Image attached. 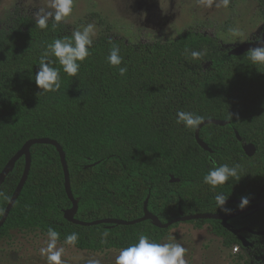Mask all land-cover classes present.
Instances as JSON below:
<instances>
[{
	"label": "trees",
	"instance_id": "16d2710c",
	"mask_svg": "<svg viewBox=\"0 0 264 264\" xmlns=\"http://www.w3.org/2000/svg\"><path fill=\"white\" fill-rule=\"evenodd\" d=\"M264 17V0H258ZM64 22L46 29L35 27V18L16 13L0 27V173L30 139L57 141L66 154L71 188L80 221L116 218L133 221L144 216L145 203L163 223L183 215L228 214L239 203L218 208L215 196L228 200L243 196L264 201V65L230 55L216 37L188 31L170 43L132 44L103 35L93 42L90 54L75 77L60 69L59 91L45 92L35 84L41 54L57 38L71 37ZM120 49L122 63L107 62L111 47ZM187 50V51H186ZM191 51L201 52L199 59ZM55 61V57H49ZM55 67H60L58 62ZM127 68L121 75L119 68ZM178 111H190L208 119L200 138L196 130L176 123ZM232 115V116H231ZM237 133L242 141L237 138ZM253 144L256 153L243 150ZM32 165L27 182L4 226L0 239L12 231L52 228L64 243L77 233L75 248L88 252L118 250L136 243L139 235L162 243L168 229L148 220L135 225L100 224L84 227L67 221L73 208L65 188L60 153L53 145L31 148ZM241 165L240 180L212 188L203 182L210 168ZM26 165L20 158L0 189V220L18 186ZM172 176L180 182H171ZM210 223L224 246L238 245L243 264H264V235L242 231L251 244L244 247L238 236ZM233 229L264 231V208L228 221Z\"/></svg>",
	"mask_w": 264,
	"mask_h": 264
},
{
	"label": "rangeland",
	"instance_id": "374dc122",
	"mask_svg": "<svg viewBox=\"0 0 264 264\" xmlns=\"http://www.w3.org/2000/svg\"><path fill=\"white\" fill-rule=\"evenodd\" d=\"M49 0H0V27L11 24L16 13L35 18L40 8L47 9ZM74 0L72 14L62 21L71 33L94 24L93 42L103 35L132 44L170 43L188 31L216 37L226 48L254 41L264 31V17L258 0ZM237 28L243 36L229 32ZM48 236L39 231H12L0 239V264H47L40 249ZM181 243L186 248V264H243L244 251L233 256L223 238L214 233L210 223L181 222L171 226L162 243ZM64 248L63 264H114L118 250L88 252L57 242Z\"/></svg>",
	"mask_w": 264,
	"mask_h": 264
},
{
	"label": "clouds",
	"instance_id": "9594fccd",
	"mask_svg": "<svg viewBox=\"0 0 264 264\" xmlns=\"http://www.w3.org/2000/svg\"><path fill=\"white\" fill-rule=\"evenodd\" d=\"M209 6L211 0H208ZM229 0H220L217 5L227 7ZM74 0H49L47 9L40 8L35 13V27L38 29H46L49 21H52L53 27L60 22L65 21L73 12ZM229 32L232 36H243L237 28H230ZM95 25L87 24L82 29L74 30L71 37L57 38L47 45V49L41 54L38 64V71L35 73V84L42 90L38 96L45 92L59 91L61 87L60 69L68 76H77L81 63L86 60L90 54V48L93 44L95 36ZM256 47L250 48L246 53L247 58L253 65H264V33L256 36ZM187 51V50H186ZM193 60L199 59L201 52L191 51ZM49 57H55V61ZM59 64V68L53 66L54 63ZM107 62L111 66H119L122 63L120 49L111 47ZM121 75L127 72V68H119ZM232 116V115H231ZM206 121V117L190 111H178L176 113V123L183 124L191 130L198 129ZM211 123V120L208 121ZM241 165L220 164L209 169L204 175L203 182L212 188L226 184L230 179L240 180ZM2 195V193H0ZM228 197L223 193L215 196V202L219 209L230 212L231 209L225 207ZM249 198L243 196L237 207L240 210L249 206ZM48 239L46 245L40 249L42 256H46L47 264H63L62 255L63 247H58L57 242L59 234L52 228L48 229ZM78 239L77 233L68 234L64 243L68 245L74 244ZM186 248L173 239L171 242L158 243L151 240L147 235L141 234L136 243L120 250L115 257L114 264H186L185 260ZM89 264H100L99 260H90Z\"/></svg>",
	"mask_w": 264,
	"mask_h": 264
},
{
	"label": "water",
	"instance_id": "95a60500",
	"mask_svg": "<svg viewBox=\"0 0 264 264\" xmlns=\"http://www.w3.org/2000/svg\"><path fill=\"white\" fill-rule=\"evenodd\" d=\"M262 33H264V31ZM256 46H258V45H256L255 40L251 41V42H247V43H244V44H241V45H238V46L232 48L230 50L229 54L233 55V56H240L244 53H247L250 48H253ZM209 120H211V123L208 122ZM209 124H214V125H218V126H226L227 122L222 121V120H217V119H208L205 121L204 124H202L198 129H196L195 137H196L198 144L204 150L211 152V149L209 148V146L200 138V130ZM237 138L239 141H242V139L238 133H237ZM37 144L53 145L57 148L58 152L60 153V158H61V162H62V166L64 169V174H65L66 193H67L69 199L71 200V202L73 203V208L71 210H67L65 212L64 218L71 223H74V224L80 225V226H84V227L97 226L100 224H114V225H121V226H130V225H135V224H138L141 222L151 220L158 227H160L162 229H168L171 226L178 224V223H181V222L196 221V220H219V221H221L223 228L230 231L235 236L239 237V239L241 240L244 247H248L251 244H249L245 240V238L243 236H241L242 231H246V232L252 233V234L257 235V236L264 235V231H252L249 228L233 229L231 227V225L228 223L229 220L236 218L240 215L251 212L253 210H258V209L264 208V201L261 202L259 196L256 198H253V199H249V201H250L249 206L243 210L239 209L237 211H234V212H231L228 214L199 213V214H193V215H183L182 213H180L181 215L178 218H176L172 221H169L168 223H163L157 215H155L154 213L149 211L148 201L145 203L144 216L139 218V219L133 220V221H126L123 219H116V218H107V219L97 220V221H93V222H85V221L77 220L75 218V215L78 211L79 204H78V201L73 196V192H72V188H71L70 172H69V167H68V163L66 160V154H65L62 146L57 141L49 139V138H37V139L28 140L24 144V146L21 148V150H19L11 158V160L7 163V165L5 166L3 171L0 173V189H1V187L4 184L7 176L14 170L17 161L20 158H22L23 156L26 157V165H25L24 173H23L22 178H21L18 186L16 187V189H15V191H14V193L10 199V202H9V204H8V206H7L5 212H4V214L0 220V229L4 226L5 222L7 221L12 209L14 208V206L16 204V201L18 200L19 196L21 195V192H22V190H23V188L27 182V179H28V176H29L30 170H31V165H32L31 148H32V146L37 145ZM243 150L246 153V155L249 157H253L256 153V147L253 144H245L243 146ZM171 182L172 183L180 182V180L176 179L172 176ZM239 202H240V199L227 200L226 205L230 204V203H239Z\"/></svg>",
	"mask_w": 264,
	"mask_h": 264
},
{
	"label": "built area",
	"instance_id": "2783aa9c",
	"mask_svg": "<svg viewBox=\"0 0 264 264\" xmlns=\"http://www.w3.org/2000/svg\"><path fill=\"white\" fill-rule=\"evenodd\" d=\"M233 256H236L240 253L241 248L238 245H235L229 249Z\"/></svg>",
	"mask_w": 264,
	"mask_h": 264
},
{
	"label": "flooded vegetation",
	"instance_id": "af4514ba",
	"mask_svg": "<svg viewBox=\"0 0 264 264\" xmlns=\"http://www.w3.org/2000/svg\"><path fill=\"white\" fill-rule=\"evenodd\" d=\"M241 241V240H240Z\"/></svg>",
	"mask_w": 264,
	"mask_h": 264
}]
</instances>
